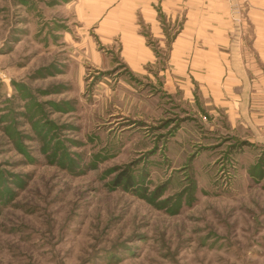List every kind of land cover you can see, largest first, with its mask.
<instances>
[{
    "label": "rangeland",
    "instance_id": "rangeland-1",
    "mask_svg": "<svg viewBox=\"0 0 264 264\" xmlns=\"http://www.w3.org/2000/svg\"><path fill=\"white\" fill-rule=\"evenodd\" d=\"M59 1L0 0V264H264V146L120 67L62 73Z\"/></svg>",
    "mask_w": 264,
    "mask_h": 264
},
{
    "label": "crops",
    "instance_id": "crops-1",
    "mask_svg": "<svg viewBox=\"0 0 264 264\" xmlns=\"http://www.w3.org/2000/svg\"><path fill=\"white\" fill-rule=\"evenodd\" d=\"M59 3L46 42L62 73L122 69L195 105L197 116L224 115L247 145L264 146V0Z\"/></svg>",
    "mask_w": 264,
    "mask_h": 264
},
{
    "label": "trees",
    "instance_id": "trees-1",
    "mask_svg": "<svg viewBox=\"0 0 264 264\" xmlns=\"http://www.w3.org/2000/svg\"><path fill=\"white\" fill-rule=\"evenodd\" d=\"M122 181H125L127 183L131 182L127 172H125V171L120 173V175L117 178V183H121Z\"/></svg>",
    "mask_w": 264,
    "mask_h": 264
},
{
    "label": "built area",
    "instance_id": "built-area-1",
    "mask_svg": "<svg viewBox=\"0 0 264 264\" xmlns=\"http://www.w3.org/2000/svg\"><path fill=\"white\" fill-rule=\"evenodd\" d=\"M224 1H230V0H224Z\"/></svg>",
    "mask_w": 264,
    "mask_h": 264
}]
</instances>
